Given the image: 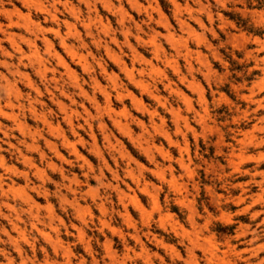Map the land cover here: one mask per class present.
<instances>
[{
  "label": "rangeland",
  "instance_id": "rangeland-1",
  "mask_svg": "<svg viewBox=\"0 0 264 264\" xmlns=\"http://www.w3.org/2000/svg\"><path fill=\"white\" fill-rule=\"evenodd\" d=\"M0 264H264V0H0Z\"/></svg>",
  "mask_w": 264,
  "mask_h": 264
},
{
  "label": "bare ground",
  "instance_id": "bare-ground-1",
  "mask_svg": "<svg viewBox=\"0 0 264 264\" xmlns=\"http://www.w3.org/2000/svg\"><path fill=\"white\" fill-rule=\"evenodd\" d=\"M13 120V119H12Z\"/></svg>",
  "mask_w": 264,
  "mask_h": 264
}]
</instances>
